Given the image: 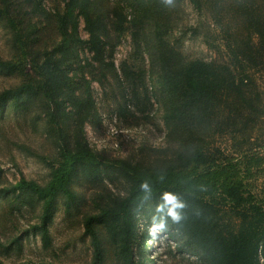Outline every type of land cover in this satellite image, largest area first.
<instances>
[{
    "label": "rangeland",
    "instance_id": "obj_1",
    "mask_svg": "<svg viewBox=\"0 0 264 264\" xmlns=\"http://www.w3.org/2000/svg\"><path fill=\"white\" fill-rule=\"evenodd\" d=\"M68 2L69 30L76 17L81 40L73 33L65 70L53 88L59 96L50 99L41 64L62 38L60 15ZM161 3L0 0V93L23 86L0 103V264H91L94 248L85 220L110 208L119 214L94 223L105 264H128L130 257L135 264H210L150 191L137 189L138 173L229 212L234 200L226 195V183L241 179L245 196L253 192L264 205V114L251 122L254 128L221 138L233 146L216 151L212 163L182 166L172 160L178 143L169 137L157 13L168 20L164 38L182 61L226 63L230 56L208 4ZM92 32L100 41L90 40ZM259 82L264 87V72ZM88 94L96 113L84 130L96 160L75 167L68 183L75 196L61 189L44 197L17 187L22 177L43 186L52 180L63 148L73 146L75 97ZM260 256L264 262V246Z\"/></svg>",
    "mask_w": 264,
    "mask_h": 264
},
{
    "label": "trees",
    "instance_id": "obj_2",
    "mask_svg": "<svg viewBox=\"0 0 264 264\" xmlns=\"http://www.w3.org/2000/svg\"><path fill=\"white\" fill-rule=\"evenodd\" d=\"M154 1L161 3L163 0ZM192 1L197 5L208 4L222 31L230 62L182 61L180 52L164 38L168 20L162 11L157 13L161 80L169 104L166 115L169 137L178 143L172 160L176 159L182 166L212 163L216 160V151L233 146L222 142L221 138L236 137L254 128L250 126L251 122L257 124L258 117L264 114V87L259 82L264 72V0ZM66 7L60 15L62 38L53 50L46 52L41 64L42 87L50 99L59 96L54 94L53 88L61 79L60 71L65 70L63 56L71 53L73 33L81 40L76 17L71 19L72 30H69L67 15L72 6L68 2ZM84 13L89 16L86 9ZM90 40L100 41V37L92 32ZM22 87L2 91L0 103ZM75 98L73 146L63 148L61 165L52 180L43 186L22 177L16 183L17 187L31 188L44 197L61 189L70 198L75 196L68 188L75 167L96 160L84 130L85 122L96 113L91 94L86 98ZM136 182L138 190L150 191L158 208L189 235L206 254L210 264H264L260 256L264 246V205L253 192L250 197L245 196L241 179L232 178L226 183V195L234 200L230 212L189 190L169 185L158 187L153 177L146 174L138 173ZM166 193L174 195L183 204V208L176 210L180 215L178 221L169 215L170 206L164 199ZM115 214L119 211L110 208L89 215L85 220V229L91 235L94 248L91 264H105L101 239L94 223L108 220ZM128 264H135V259L130 257Z\"/></svg>",
    "mask_w": 264,
    "mask_h": 264
},
{
    "label": "clouds",
    "instance_id": "obj_3",
    "mask_svg": "<svg viewBox=\"0 0 264 264\" xmlns=\"http://www.w3.org/2000/svg\"><path fill=\"white\" fill-rule=\"evenodd\" d=\"M166 2L171 3V0H166ZM164 199L166 204L170 206L169 215L172 217L173 220L178 221L180 219V215L176 210L179 208H183V204L180 203L177 198L170 193H166Z\"/></svg>",
    "mask_w": 264,
    "mask_h": 264
}]
</instances>
